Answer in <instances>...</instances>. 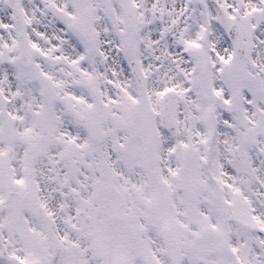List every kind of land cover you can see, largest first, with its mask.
<instances>
[{"label":"snow or ice","instance_id":"6c2138e0","mask_svg":"<svg viewBox=\"0 0 264 264\" xmlns=\"http://www.w3.org/2000/svg\"><path fill=\"white\" fill-rule=\"evenodd\" d=\"M0 264H264V0H0Z\"/></svg>","mask_w":264,"mask_h":264}]
</instances>
